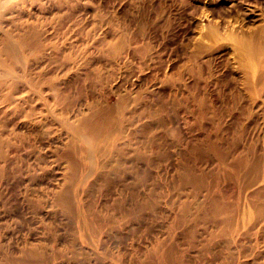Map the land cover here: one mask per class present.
<instances>
[{
	"label": "rangeland",
	"instance_id": "rangeland-1",
	"mask_svg": "<svg viewBox=\"0 0 264 264\" xmlns=\"http://www.w3.org/2000/svg\"><path fill=\"white\" fill-rule=\"evenodd\" d=\"M191 2L0 0V264L10 253L36 264L22 253L31 244L47 264H169L166 250L173 264H264V212L254 213L264 164L251 187L240 182L243 165L264 154V30L247 85L232 46L209 37L233 25L225 0ZM130 74L151 99L140 124L152 132L131 141L128 156L88 160L101 171L73 185L72 204L83 198L100 230L93 248L76 218L49 202L66 184L56 151L66 147L64 119L90 112L91 99L115 108ZM122 195L137 205L125 214L114 207Z\"/></svg>",
	"mask_w": 264,
	"mask_h": 264
},
{
	"label": "bare ground",
	"instance_id": "bare-ground-1",
	"mask_svg": "<svg viewBox=\"0 0 264 264\" xmlns=\"http://www.w3.org/2000/svg\"><path fill=\"white\" fill-rule=\"evenodd\" d=\"M191 1L194 3L193 6L196 5V6H198V8H200V7L202 8V6H204V4L211 2V1H215V0H191ZM18 2H21V0H18ZM223 4H222L223 7H220V8L225 10L226 16L228 17V19L231 18L230 17L231 15L233 16V20H234L233 25H231L232 23L229 24L230 25V28L228 27L229 33L226 34L225 38H219L218 36L211 34V33H213V31L210 32L209 33L210 36L209 35L208 36L210 37V40H212V41L221 42V41L225 40V43H229L232 46V53H233V59H234L233 63H235L236 68H239L242 71V73L244 75V83H246L247 85L248 84L251 85L252 77H254V73L256 71L255 65H254L252 59H253L254 54H256L258 52V50L260 49V46L263 42V39H260V37H257L258 35L256 33L264 30V25L260 29L254 28L253 29L254 31H252L250 33H245V31H246L245 28H247L248 25H250V26L254 25L257 27L258 26L257 23L259 21L263 20V18H264V9H263L264 8V0H225V3H223ZM223 19H225V18H223ZM222 22H221V24H222ZM218 23L220 24V22H218ZM218 23L216 25H218ZM7 50L9 52H11L12 50H14V47L12 45H8ZM262 62H264V61H262ZM145 76H146V74H145ZM132 77H135V80H129ZM139 80H140L139 75H132L131 76V74H130L129 78L125 79L124 83L126 85L124 86L121 93L118 94L117 106H115V108H111L110 106L104 105L103 102H105V101L103 99L102 100H100V99H93L92 100L91 99L90 102L88 103V110L90 112H88L86 114L80 112V117L77 118L76 121H73V123H69L70 121H68V119H64L65 121L63 122L64 127L66 129L65 132L67 134L66 135L67 143H65V144L63 143L64 146H66V147L62 148V150L60 149L61 147L59 148L61 150V153L60 152L58 153V151H56V153L58 156H60V158L64 162V164H63V162L60 163V164H63V166L60 167L59 169L63 170V173H62L63 174V181L66 182V184L59 187L58 190H55L52 193H50L51 199L49 202L56 207H60L62 209V211H64V213L68 217L71 216V217L76 218V221L78 224L77 230L79 232H82L81 236L87 242H89L86 244L91 245L93 248L98 247L99 241H97V240H99L100 230L96 228L97 226L95 225L94 220L92 219V216H91V208H89V206L85 204L83 198L77 202V208H75L74 205L72 204L74 194L77 191V190L74 191V188H77V187L79 188L83 184L86 185L85 182H86L87 178H89L91 176V174L95 173L97 170L101 171L100 168L99 169L96 168V165L94 166V164L91 162H90L91 164H89L90 167L86 168V162L88 160H92V158H94V157L96 160H98L100 158H102V159L105 158L104 159V162H105V160L107 158L112 157L115 154L118 158H122L123 156H128L129 155L128 150L131 147V141L138 139V138H141V139L145 138L141 135L142 132H146L149 134H150V132H152V128L148 124H145V123L140 124V120L144 116L151 115V114L153 115V110H152V106H151V99L149 98V96L143 95L138 88L139 83H141ZM262 81H263V79H262ZM142 85H143V83H142ZM137 88L139 91L137 90ZM151 90H153V89H151ZM118 92H120V91H118ZM138 105H139V107H138ZM203 105H204V103L202 102V100L200 98V100L198 102V107H201ZM150 109H151V112H150ZM144 113H145V115L142 116V114H144ZM219 138L220 137L218 136L214 141L218 142ZM233 139L235 141L240 140V136L236 135V137L235 138L233 137ZM138 142H141V141H137V143ZM79 143H81V145ZM91 143H94L92 150L85 147V146H87V144H91ZM211 145H213V144L211 143ZM217 145H218V143H217ZM51 147H53V148H52V150L50 149V152L54 156L55 150L58 147H56L55 142H53V144L51 143ZM121 148H125L127 151L124 149H121ZM130 149H132V148H130ZM249 150L250 149H248V151ZM258 151L256 150L253 158H251L249 160V162L247 164H244L243 167L241 168V170H242V173L240 174L241 175V180H240L241 187H244L243 185H246V184H247V186H250V184L255 183L258 180L257 176H259L258 175V174H260L259 171L262 169L261 168L259 170V167L262 164H264V154L258 153ZM179 153L180 152H177V154H179ZM201 153H204V150ZM76 154L78 155V157H74V155L76 156ZM249 155H250V153H249ZM240 158H242V157H239L236 160V162L232 163L233 168L236 167V168L240 169V166H237V161H240L239 160ZM104 162L101 163V165H100V161H98V162H96V164H99L100 166H102L104 164ZM92 166L94 167V169L92 168ZM81 172L85 173L84 177L80 176ZM185 173H186V167H184L183 165H180V168H179V174L180 175L178 177L180 178L181 182H184L187 179V176ZM223 174H224V172H223ZM193 180L194 179L192 178V181ZM195 181H196V179H195ZM192 184H193V182H192ZM73 185H74V188H73ZM246 189H247V187H246ZM146 196L142 197L143 201L145 200ZM126 200H127V198L122 195V197L117 198L115 205H114V207L118 211H120L124 214L128 211L127 205L129 204V201H126ZM39 203L40 202L37 203V206H40ZM136 206L137 205L133 202L129 204V208L131 210L134 209ZM254 207H256V206H254ZM222 209H223V207H222ZM254 209H256V210H254ZM254 209H253L254 213H256V216L259 217L264 212V204H260L259 207H256ZM220 211H222V210H220ZM131 213L133 214L134 212L132 211ZM248 217H250V216H248ZM232 219H228V221L231 220L230 222H232ZM252 219H254V218H252ZM239 222L241 223L240 220H239ZM239 222H238V224H239ZM175 223H173V225ZM228 223H227V225H228ZM96 245H97V247H96ZM22 253L24 255L26 254V255L31 256L32 258H35L36 264H47L46 259L44 258V254L41 255L42 251H41L40 247H38V246L31 244L29 247H26L25 249H23ZM162 255L164 257H166V261H168L169 264H173L171 261V258L173 255L172 252L166 250V252L162 253ZM10 256H11V258H9ZM9 257H8L9 260H7V262L9 264H15V263L19 262L16 259L21 258V253L18 257H13V254L10 253ZM19 263L22 264V262H19ZM28 264H32V263H28Z\"/></svg>",
	"mask_w": 264,
	"mask_h": 264
}]
</instances>
